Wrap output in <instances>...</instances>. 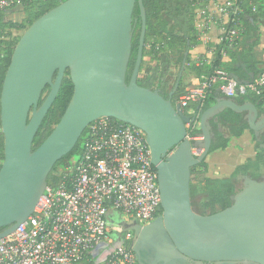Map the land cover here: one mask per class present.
<instances>
[{
	"label": "water",
	"instance_id": "water-1",
	"mask_svg": "<svg viewBox=\"0 0 264 264\" xmlns=\"http://www.w3.org/2000/svg\"><path fill=\"white\" fill-rule=\"evenodd\" d=\"M136 3L141 30L126 83ZM144 38L142 0H64L19 37L0 92V229H4L0 239L32 214L52 169L72 151L86 128L108 118L145 134L157 175L161 215L143 226L119 221L123 233L133 232L130 247L136 264H186L189 260L264 264V174L259 179L242 176L231 205L214 214H198L190 200L191 169L205 162L210 151V120L216 123L225 110L246 113L248 128L258 137L264 130V112L252 102L220 96L199 117L202 140L190 141L187 125L194 118L172 104L174 92L164 99L137 84ZM67 70L71 98L51 133L32 151ZM229 76L239 84L248 83L233 73ZM193 150L201 152L195 156Z\"/></svg>",
	"mask_w": 264,
	"mask_h": 264
},
{
	"label": "built area",
	"instance_id": "built-area-1",
	"mask_svg": "<svg viewBox=\"0 0 264 264\" xmlns=\"http://www.w3.org/2000/svg\"><path fill=\"white\" fill-rule=\"evenodd\" d=\"M26 1L32 0H0V14H21ZM246 2V10L255 13L259 0L197 1L193 24L206 63L214 45H231L240 39ZM212 26H217L215 35ZM212 88L224 98H257L264 107V71L242 85L218 69L191 82L177 104L192 117L195 108L189 104H203ZM189 129L188 139L199 140L198 120L187 125ZM86 131L80 159L60 181L47 184L32 214L0 239V264H136L130 247L133 232L123 233L118 244L119 230L109 223L108 214L115 211L123 220L142 226L161 215L157 175L145 134L108 118L92 122ZM200 152L193 150L195 156Z\"/></svg>",
	"mask_w": 264,
	"mask_h": 264
},
{
	"label": "trees",
	"instance_id": "trees-1",
	"mask_svg": "<svg viewBox=\"0 0 264 264\" xmlns=\"http://www.w3.org/2000/svg\"><path fill=\"white\" fill-rule=\"evenodd\" d=\"M62 1L64 0L26 1L20 10V24L12 23L10 21L7 22V17L3 14H0V92L11 53L19 39V36H16L14 32L23 30L27 26L29 27L36 19L57 6ZM197 1L198 0H142V5L145 11V38L142 56L143 58L149 56L151 60L154 61V65L149 66L144 64L142 60L139 70L140 72L137 78V84L141 87L157 91L164 99H168L169 94L173 91L174 93L171 97V102L173 105L177 104L180 96L184 92V89L191 83L189 82L185 84L180 90L177 89V82L171 83L170 68L173 63L172 55L176 52H182V59L180 61L178 75L180 70L183 69L182 61L184 59L188 64L187 67H185V74L190 76L194 75L197 78L202 76H210L213 71L217 69L223 70L228 74L234 73L235 63H245L246 65H249L250 69L253 70V78L264 71V69L258 70L255 68V62L253 59L254 55L252 53L253 44L246 43L247 48L244 49V53L237 51V49L242 46L243 40L245 38L246 41L256 38L255 32L258 25H264V0H259V2H257L258 6L255 13L250 12V9L246 10V8H248V2L243 4L246 14L245 17L242 18L243 26L239 40H236L231 45L226 43L214 45V54L209 63H206L204 58H202L197 62V65L189 64L187 59L189 51L200 45L197 31L193 24ZM132 20V54L126 72V83L129 81L130 74L134 66L138 39L141 30L140 10L137 3L135 4L132 12ZM223 53L225 56L229 55L231 62L225 63L222 61ZM133 55L134 57L132 58ZM176 84L177 88L175 89ZM48 90L49 87L47 86L43 90V95L46 94ZM72 91L73 86L69 79V73L67 70L62 80L57 97L44 117L33 140L32 151H35L51 133L53 126L58 122L64 109L66 108L71 98ZM218 97H220L219 93L215 88H212L203 104L199 105V103H190L189 107L196 109L200 106L203 110H205L209 106L213 105L215 103V99ZM42 101L43 99L39 101L38 105H40ZM236 101L242 103V101L245 100ZM249 101L258 107L262 106V104L258 102L257 98H249ZM113 121L121 124L116 120ZM219 121L223 122V124H231V130L236 128L237 136L241 134L245 125L243 124V121L235 117L231 111H228L224 114L221 113L219 115ZM187 131L190 133V129ZM86 137L87 131L85 130L72 151L56 163L47 178L48 185L55 184L60 181L64 171L70 167L73 162H76L80 159L83 153ZM262 143L264 144V139L262 140ZM227 145V140L223 138L222 134L217 133V141L214 144H211L209 154L217 150H224L226 149ZM260 152V157L262 160H264V149ZM2 160L3 137L0 130V165ZM197 167L200 169L205 168V162L201 163ZM235 192L232 190V183H228L227 192L223 198L212 199L208 203L201 206L202 210L205 208H209L211 210L208 214L201 213L198 210L196 211L194 205L192 207L195 212L201 215L214 214L231 205V197ZM216 203L220 204L219 209H215ZM3 230L4 229H0V232Z\"/></svg>",
	"mask_w": 264,
	"mask_h": 264
},
{
	"label": "crops",
	"instance_id": "crops-1",
	"mask_svg": "<svg viewBox=\"0 0 264 264\" xmlns=\"http://www.w3.org/2000/svg\"><path fill=\"white\" fill-rule=\"evenodd\" d=\"M8 19V16H7ZM10 21V20H9ZM264 27V26H263ZM211 32L213 35L217 32V26L211 27ZM246 39V38H245ZM243 40L242 46H240L237 51L244 53V49L247 48V44H253L252 53L254 55L255 68L258 70L264 69V56L262 51L257 50L258 40L252 38L249 41ZM190 53H194V56L191 58L192 64L197 65V62L204 58L205 50L199 45L198 47L192 49ZM223 62L229 63L231 59L228 56H224L222 59ZM234 73L239 80H250V75L253 76V70L250 69L249 65L245 63H235ZM186 70L185 66L183 71ZM196 76H191V81L197 80ZM248 80V81H249ZM222 97V96H221ZM238 102V101H237ZM247 102V101H242ZM257 106V105H256ZM258 107V106H257ZM261 114L264 112V107H258ZM228 110L222 112V114L227 113ZM233 113V112H232ZM235 117L243 121L244 127L239 136H237V130L234 128L231 130L229 123L223 124L220 122V134L223 138L227 140V147L224 150L217 151L216 153H210L205 159V173H213L218 178H230L235 180L236 183H241L242 176H249L253 179H259L264 174V160L261 159L260 154L261 150L264 148L259 145L257 137L254 132L248 128L247 122L244 119L246 113L235 114ZM258 144V149L255 145ZM122 219L120 215L111 211L108 214V221L111 225L116 224Z\"/></svg>",
	"mask_w": 264,
	"mask_h": 264
},
{
	"label": "rangeland",
	"instance_id": "rangeland-1",
	"mask_svg": "<svg viewBox=\"0 0 264 264\" xmlns=\"http://www.w3.org/2000/svg\"><path fill=\"white\" fill-rule=\"evenodd\" d=\"M16 24H20L21 22V17L20 14L15 13V14H9L8 19L6 21ZM264 25H258L257 30L255 32L256 39L258 40V46L257 50L262 51V54L264 56ZM28 27V26H27ZM26 27V28H27ZM20 30L17 32H14L16 36H21L22 33L26 30ZM194 56V53H190L188 55V62L189 64H192L191 58ZM134 55L132 56V58ZM182 59V52H176L175 54L172 55V66L170 68V79L171 83L177 82L178 88L181 89L185 84L189 83L191 81V76L185 74V70L183 71L180 70L179 72V66H180V61ZM144 64H147L149 66L154 65V61L151 60L149 56H146L143 58ZM183 62V68L184 66L187 67V63L185 59L182 61ZM142 73V72H141ZM178 75V76H177ZM45 95V94H44ZM255 147L258 149V144L255 145ZM220 151V150H217ZM217 151H214L212 153H216ZM194 153H198V151H195ZM205 168H199V167H193L191 171V180H190V200H191V205L195 206L196 211L198 210L201 213L208 214L211 210L209 208H205L202 210L201 206L203 204L208 203L212 199H217V198H223L227 192V185L228 183H232V190L238 191L241 188V184L236 183L232 177L230 178H218L215 176L213 173H205ZM200 207V209H199ZM220 204L216 203L215 209H219ZM124 218V217H122Z\"/></svg>",
	"mask_w": 264,
	"mask_h": 264
},
{
	"label": "flooded vegetation",
	"instance_id": "flooded-vegetation-1",
	"mask_svg": "<svg viewBox=\"0 0 264 264\" xmlns=\"http://www.w3.org/2000/svg\"><path fill=\"white\" fill-rule=\"evenodd\" d=\"M204 110L199 106V108L195 109V113L194 115L192 116L194 118V122L196 120H198L199 122V117L201 115V113L203 112ZM218 121L215 123L212 119L210 120V133H211V144L215 143L217 141V133L220 132V121H219V116H218ZM214 124V125H212ZM200 132V131H199ZM199 140H202V138L199 136L198 138ZM264 139V130L263 132H259V135L257 137V140H258V143L259 145L263 146L264 148V144L262 143V140ZM241 184V183H240ZM242 185V184H241ZM113 226L117 227L118 230H119V233L115 236L116 239H117V243H121L123 241V232L121 231L120 227H119V222H117L116 224H114ZM134 242V237H132V244ZM186 264H197V262L195 261H192V260H189ZM203 264H221V263H216V262H206V263H203ZM235 264H239V263H235Z\"/></svg>",
	"mask_w": 264,
	"mask_h": 264
}]
</instances>
